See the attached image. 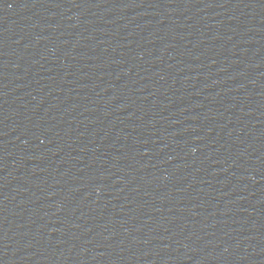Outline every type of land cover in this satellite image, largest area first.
Returning <instances> with one entry per match:
<instances>
[{
  "label": "water",
  "instance_id": "obj_1",
  "mask_svg": "<svg viewBox=\"0 0 264 264\" xmlns=\"http://www.w3.org/2000/svg\"><path fill=\"white\" fill-rule=\"evenodd\" d=\"M0 264H264V0H0Z\"/></svg>",
  "mask_w": 264,
  "mask_h": 264
}]
</instances>
